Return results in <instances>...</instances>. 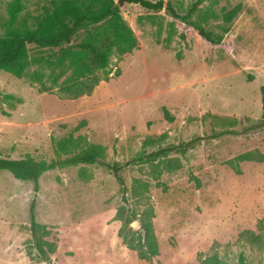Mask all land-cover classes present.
<instances>
[{
  "label": "rangeland",
  "instance_id": "rangeland-1",
  "mask_svg": "<svg viewBox=\"0 0 264 264\" xmlns=\"http://www.w3.org/2000/svg\"><path fill=\"white\" fill-rule=\"evenodd\" d=\"M10 1L0 0V33ZM52 1L25 0L23 14L32 21ZM163 1L181 15L199 1L190 19L200 26L122 0L138 45L111 58L108 78L90 94L39 92L27 76L0 70L1 157L49 161L57 158V141L71 137L72 150L101 145L106 161L123 164L143 150L204 137L123 170L126 206L138 213L128 229L141 232L140 220L152 209L159 255L141 259L123 243L115 215L125 203L112 173L77 165L43 174L37 194L32 181L0 170V264H200V255L213 252L229 264H238L241 253L248 264H264V161L230 163L246 152L264 155V0ZM238 5L225 22L224 13ZM227 129L238 133L213 138ZM35 197L36 220L57 243L48 261L37 256L29 228Z\"/></svg>",
  "mask_w": 264,
  "mask_h": 264
},
{
  "label": "trees",
  "instance_id": "trees-1",
  "mask_svg": "<svg viewBox=\"0 0 264 264\" xmlns=\"http://www.w3.org/2000/svg\"><path fill=\"white\" fill-rule=\"evenodd\" d=\"M124 1L149 10L166 9L182 22L197 28L200 26L190 19L199 1L184 15L178 13L169 1ZM24 9L25 0H11L8 4V18L4 24V32L0 33V70L16 77L27 76L31 84L38 86L39 92L52 93L57 89L69 98L90 94L102 79L108 78L105 74L111 58L129 53L138 45L137 37L122 17L120 5L115 0H53L51 7L33 17L32 21L23 14ZM239 11L238 5L224 13L225 22L230 23ZM206 38L214 44L221 41L220 36L213 37L211 33H206ZM30 66H36V69L27 75ZM221 122L229 126L235 123L226 119H221ZM253 128L255 127L249 129ZM236 133L238 131L234 129L216 131L213 138ZM203 139L204 137H196L181 145L160 147L151 152L143 150L138 156L121 164L106 161L101 145L92 144L80 151L72 150V139L68 137L57 141V158L48 161L35 160L29 155L18 159L0 156V170L10 172L18 180L32 181L37 194L40 178L48 171L77 165L104 167L120 185L125 203L118 208L115 215L123 224V243L137 251L141 259L150 260L159 255V244L151 221L153 211L149 209L141 218V232L128 229L138 219V213L126 206L129 198L123 170L129 165L165 158L180 149L184 151ZM249 160L264 161V155L246 152L232 159L230 163ZM36 205L35 197L29 206V228L37 256L42 261H48L50 255L56 253L57 243L49 239L51 231L48 226L36 220ZM251 235L253 241L260 239L259 235ZM199 260L200 264H229L218 252L200 255ZM238 264H248L243 253L239 255Z\"/></svg>",
  "mask_w": 264,
  "mask_h": 264
},
{
  "label": "water",
  "instance_id": "water-1",
  "mask_svg": "<svg viewBox=\"0 0 264 264\" xmlns=\"http://www.w3.org/2000/svg\"><path fill=\"white\" fill-rule=\"evenodd\" d=\"M119 5H122V0L119 1ZM201 33H203V30H201Z\"/></svg>",
  "mask_w": 264,
  "mask_h": 264
}]
</instances>
